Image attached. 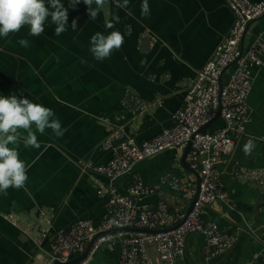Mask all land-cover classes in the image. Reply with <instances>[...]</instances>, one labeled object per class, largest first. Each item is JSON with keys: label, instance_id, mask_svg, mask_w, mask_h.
I'll return each mask as SVG.
<instances>
[{"label": "crops", "instance_id": "1", "mask_svg": "<svg viewBox=\"0 0 264 264\" xmlns=\"http://www.w3.org/2000/svg\"><path fill=\"white\" fill-rule=\"evenodd\" d=\"M141 4L129 0L126 8H118L114 0H103L91 19L87 5L77 0L71 7L64 5L66 26L75 19L76 31L68 28L57 36L54 25L46 23L38 36L22 26L0 39V93L22 94L50 107L66 129L59 137L48 128L36 133L39 148L19 142V156L30 167L24 187L0 194V264H49L58 229L78 219L98 223L104 210L99 189L109 181L90 167L110 158L104 139L115 128L135 131L137 140L169 128L186 88L233 22L224 0H148L146 16ZM113 15L119 17L114 27L126 34L124 42L97 61L88 50L89 37L111 31L104 24ZM259 34L264 39V15L251 22L243 45ZM22 38L26 47L18 42ZM252 77L245 133L218 164L232 203L216 202L203 214L224 233L235 235V242L208 257L202 235L191 232L175 264H250L255 255L264 263V234L257 228L264 219V186L246 176L250 170L264 173V63L252 69ZM222 123L218 117L208 128ZM249 138L255 148L245 156L241 149ZM182 151L169 148L135 165L143 183L154 190L139 202L155 205L164 198L172 209L183 204L180 187L196 177L181 165ZM130 182L127 173L115 183L124 191ZM119 249L118 240L102 242L78 264H120ZM149 258L156 264L153 250Z\"/></svg>", "mask_w": 264, "mask_h": 264}, {"label": "built area", "instance_id": "2", "mask_svg": "<svg viewBox=\"0 0 264 264\" xmlns=\"http://www.w3.org/2000/svg\"><path fill=\"white\" fill-rule=\"evenodd\" d=\"M224 2L233 14V22L186 88L182 105L172 113L173 124L143 140L136 139L135 131L112 130L103 143L110 150V158L90 167L109 181L108 185L99 189L103 213L97 224L89 219H78L68 228L58 229L49 252L51 260L63 262L83 252L97 234L88 254L102 242L118 240L120 264H152L150 250L155 253L156 264H175L184 254L185 239L191 232L202 235L208 257L222 254L233 245L235 235L224 233L203 214L205 208L212 207L216 202L232 203L224 188L218 164L245 133L249 119L247 99L252 85V69L264 63V39L260 34L256 35L244 46L242 38L247 25L264 15V0ZM224 74L227 76L222 81ZM217 113L223 121L222 125L200 130ZM188 143L190 146L185 161L198 172L199 185L196 180H184L179 191L183 204L179 208H170L164 198L155 205L139 202V198L152 194L154 190L143 183L135 165L169 148L183 150ZM127 173L131 174V182L124 191H120L115 182ZM246 176L264 186L262 171L250 170ZM113 228L138 230L111 232ZM257 228L264 234V219ZM254 257L250 264H264L256 255Z\"/></svg>", "mask_w": 264, "mask_h": 264}, {"label": "clouds", "instance_id": "3", "mask_svg": "<svg viewBox=\"0 0 264 264\" xmlns=\"http://www.w3.org/2000/svg\"><path fill=\"white\" fill-rule=\"evenodd\" d=\"M77 0H0V39L7 38L10 33L18 32L26 26L30 36H38L45 30L46 23L54 25V34L59 36L68 28L77 30L75 19L67 25V8ZM87 5L88 15L96 19L103 6V0H83ZM116 7L126 8L129 0H114ZM149 14L148 0H142L141 15ZM119 17L113 15L106 21L104 27L112 29L109 32L96 31L89 37V52L97 61L108 58L114 49H119L124 42L125 33L114 27ZM27 46L26 39L18 41ZM51 129L55 136H62L66 131L50 107L15 93L4 95L0 93V194H6L9 187L22 188L25 185L27 168L30 167L19 156L18 146L22 140L25 148H39L36 133ZM34 129V130H33ZM20 130H24L23 135ZM254 141L249 138L242 145L245 156L252 154Z\"/></svg>", "mask_w": 264, "mask_h": 264}, {"label": "water", "instance_id": "4", "mask_svg": "<svg viewBox=\"0 0 264 264\" xmlns=\"http://www.w3.org/2000/svg\"><path fill=\"white\" fill-rule=\"evenodd\" d=\"M250 24H251V23H249V24L247 25V27H246V30H245L244 36H243V38H242V43H243V41H244L245 34H246V32H247V30H248ZM218 117H219V113H217L216 116H215L212 120H210V121H208L207 123H205V124L200 128V130H204L205 128L209 127L211 124H213V123L215 122V120H216ZM189 146H190V143H188V144L183 148V151H182V154H181V157H180V162H181V165H182L185 169L191 171V172L195 175V177H196V183H197V186H198V185H199V179H200V178H199V174H198V172L195 171V170H193V169H191V168L187 165V163H186V161H185V156H186V154H187V152H188V150H189ZM194 200H195V197H194V199L189 203L188 208H187L188 211L191 209ZM177 225H178V224H177ZM123 230H132V231H135V230H138V229H137V228H113V229H111L110 231H111V232H115V231H123ZM140 230H146V231H148L147 229H140ZM97 235H98V234H97ZM97 235H95V236H94V237L88 242V244L86 245L84 251H83L82 253H80L78 256H76V257H74V258H71V259H68L67 261H63V262H60V261H58V260L53 259V260L50 261L49 264H78V263H80V262L86 257V255L88 254V251H89V249H90V247H91V244H92V242L94 241V239L97 237Z\"/></svg>", "mask_w": 264, "mask_h": 264}, {"label": "trees", "instance_id": "5", "mask_svg": "<svg viewBox=\"0 0 264 264\" xmlns=\"http://www.w3.org/2000/svg\"><path fill=\"white\" fill-rule=\"evenodd\" d=\"M208 129H210V128L207 127V128H205L204 130H208Z\"/></svg>", "mask_w": 264, "mask_h": 264}]
</instances>
